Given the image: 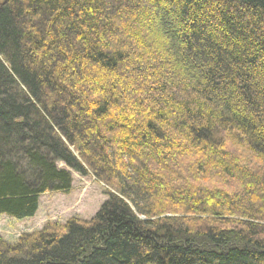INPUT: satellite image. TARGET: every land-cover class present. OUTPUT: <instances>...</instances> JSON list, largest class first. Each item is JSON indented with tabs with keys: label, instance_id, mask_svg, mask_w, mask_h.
I'll list each match as a JSON object with an SVG mask.
<instances>
[{
	"label": "trees",
	"instance_id": "trees-1",
	"mask_svg": "<svg viewBox=\"0 0 264 264\" xmlns=\"http://www.w3.org/2000/svg\"><path fill=\"white\" fill-rule=\"evenodd\" d=\"M71 170L97 213L0 264H264V0L1 2L0 215Z\"/></svg>",
	"mask_w": 264,
	"mask_h": 264
},
{
	"label": "rangeland",
	"instance_id": "rangeland-1",
	"mask_svg": "<svg viewBox=\"0 0 264 264\" xmlns=\"http://www.w3.org/2000/svg\"><path fill=\"white\" fill-rule=\"evenodd\" d=\"M4 0H0V3ZM60 167H65L59 163ZM72 188L67 191H47L39 197V208L33 217L17 219L0 215V241L13 243L21 236L42 230L46 226L62 227L71 219L90 220L107 199L110 190L92 174L82 175L71 170ZM145 219V217L142 216Z\"/></svg>",
	"mask_w": 264,
	"mask_h": 264
}]
</instances>
